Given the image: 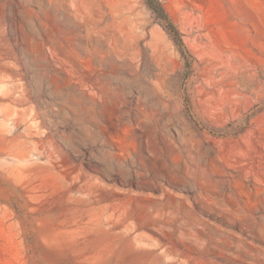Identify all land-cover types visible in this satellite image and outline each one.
Listing matches in <instances>:
<instances>
[{
    "label": "rangeland",
    "instance_id": "obj_1",
    "mask_svg": "<svg viewBox=\"0 0 264 264\" xmlns=\"http://www.w3.org/2000/svg\"><path fill=\"white\" fill-rule=\"evenodd\" d=\"M0 264H264V0H0Z\"/></svg>",
    "mask_w": 264,
    "mask_h": 264
},
{
    "label": "trees",
    "instance_id": "obj_2",
    "mask_svg": "<svg viewBox=\"0 0 264 264\" xmlns=\"http://www.w3.org/2000/svg\"><path fill=\"white\" fill-rule=\"evenodd\" d=\"M158 8H159V10H160L161 12H163L160 6H159ZM161 16H162L163 18L166 19V15H165L164 13H162ZM170 28H173V26H172L171 24H170Z\"/></svg>",
    "mask_w": 264,
    "mask_h": 264
}]
</instances>
